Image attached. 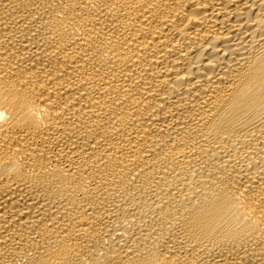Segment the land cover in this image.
Wrapping results in <instances>:
<instances>
[{"label":"bare ground","instance_id":"obj_1","mask_svg":"<svg viewBox=\"0 0 264 264\" xmlns=\"http://www.w3.org/2000/svg\"><path fill=\"white\" fill-rule=\"evenodd\" d=\"M0 264H264V0H0Z\"/></svg>","mask_w":264,"mask_h":264}]
</instances>
